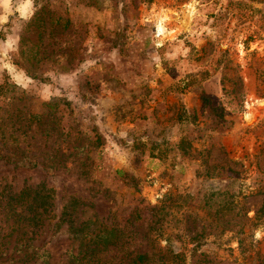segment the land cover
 <instances>
[{
	"label": "rangeland",
	"instance_id": "374dc122",
	"mask_svg": "<svg viewBox=\"0 0 264 264\" xmlns=\"http://www.w3.org/2000/svg\"><path fill=\"white\" fill-rule=\"evenodd\" d=\"M4 77L22 112L52 114V135L30 123L20 147L61 167L0 160V205L53 193L31 242L46 264L77 252L70 199L75 219L115 230L110 264H264V0H0ZM3 211L0 264H41L11 251Z\"/></svg>",
	"mask_w": 264,
	"mask_h": 264
},
{
	"label": "trees",
	"instance_id": "16d2710c",
	"mask_svg": "<svg viewBox=\"0 0 264 264\" xmlns=\"http://www.w3.org/2000/svg\"><path fill=\"white\" fill-rule=\"evenodd\" d=\"M15 64L18 66L17 62ZM25 71L27 74L29 73L28 70ZM29 75L34 78V75L30 73ZM26 100H28L26 92L4 77L0 82V160L28 168H35L38 165L50 169L61 167L62 164L58 160L57 154L44 145H42V149L37 146V155L26 156L25 150H21L19 138L24 133V128H27L30 123L36 126L43 137H49L54 131V126L51 124V112L48 111L47 116L45 114L22 112ZM50 106V104H46L48 109L51 108ZM43 137H41V142ZM24 145L27 148L29 143ZM2 148H7L9 152L4 154ZM52 195L50 189L40 185L33 189L25 187L13 198L12 205L9 201L3 206L0 205V209L6 210L2 212L5 214L3 216L10 220L7 235L11 236L12 233H15L11 251H31L30 257L37 258L41 261V264L47 263V253L42 250L39 255V249L32 246L31 242L37 234V229L46 218L47 207L51 204ZM75 204H77V201L70 199L63 206L60 216V218L63 217L61 221L66 224L68 235L72 241L77 242L76 254L69 255L71 264H110L108 259L102 260L100 256L109 246H113L114 249L111 251L117 254L118 251L115 248L118 246H116L117 235L114 233L115 230L102 229L89 220L79 221L75 219L71 214H68V208L72 210ZM5 223L7 222L5 221ZM18 231H20L19 234H16ZM26 253H23V256H26ZM167 257L170 258L167 253L157 256L133 254L128 258L127 264H166Z\"/></svg>",
	"mask_w": 264,
	"mask_h": 264
}]
</instances>
